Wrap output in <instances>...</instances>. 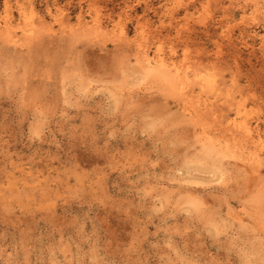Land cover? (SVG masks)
Masks as SVG:
<instances>
[{
  "label": "rangeland",
  "instance_id": "374dc122",
  "mask_svg": "<svg viewBox=\"0 0 264 264\" xmlns=\"http://www.w3.org/2000/svg\"><path fill=\"white\" fill-rule=\"evenodd\" d=\"M0 264H264V0H0Z\"/></svg>",
  "mask_w": 264,
  "mask_h": 264
},
{
  "label": "bare ground",
  "instance_id": "6f19581e",
  "mask_svg": "<svg viewBox=\"0 0 264 264\" xmlns=\"http://www.w3.org/2000/svg\"><path fill=\"white\" fill-rule=\"evenodd\" d=\"M262 3V2H261ZM57 6V5H56ZM258 9V8H257ZM191 11V10H190ZM209 17V16H208ZM200 25V24H199ZM169 26V25H168ZM9 28V27H8ZM6 29V28H5ZM2 30V29H1ZM4 31V30H3ZM9 33H12V32H10L9 31ZM4 34V33H3ZM40 34V33H39ZM34 35V34H33ZM4 37V36H3ZM31 37V36H30ZM9 38V37H8ZM196 38V37H195ZM204 38V37H203ZM212 38V37H211ZM31 40H33V39H31ZM26 42V41H25ZM203 45V44H202ZM201 47V46H200ZM204 47V46H203ZM197 50V49H196ZM188 54V53H187ZM262 54V53H261ZM193 55V54H192ZM186 58V57H185ZM196 58V57H195ZM218 58V57H217ZM214 59V58H213ZM194 62V61H193ZM225 62V61H224ZM201 63H203V62H201ZM217 63V62H216ZM237 63V62H236ZM148 64L150 65V66H152L153 64L150 62V61H148ZM207 64V63H206ZM212 64V63H211ZM219 64V63H218ZM221 64V63H220ZM197 65V64H196ZM205 66V65H204ZM207 66V65H206ZM216 66V65H215ZM218 66V65H217ZM158 67V66H157ZM194 67V66H193ZM199 67V66H198ZM208 67H209V65H208ZM211 67H212V65H211ZM214 67V66H213ZM150 68V67H149ZM152 68V67H151ZM155 67H153V69H154ZM192 68V67H191ZM202 68V67H201ZM204 68V67H203ZM206 68V67H205ZM188 69H189V67H188ZM194 69V68H193ZM157 70V69H156ZM164 70V69H163ZM166 70V69H165ZM164 70V71H165ZM190 70V69H189ZM154 71V70H153ZM160 71V70H159ZM186 71V70H185ZM185 71H183L184 73H185ZM188 71V70H187ZM192 71V70H191ZM194 71V70H193ZM169 72V71H168ZM172 72V71H171ZM179 72V71H178ZM200 72V71H199ZM163 73V72H162ZM177 74H179V73H177ZM188 74V73H187ZM187 74H181L183 77L184 76H188V79H189V75H187ZM211 74H213V73H211ZM164 75H165V73H164ZM191 75V74H190ZM168 76V75H167ZM166 76V77H167ZM217 76V75H216ZM195 77H197L196 75H195ZM207 77V76H206ZM187 78V77H186ZM202 78V77H201ZM210 78V77H209ZM198 79V78H197ZM210 79H212V78H210ZM174 80V79H173ZM216 80V79H215ZM209 81V80H208ZM213 81V80H212ZM212 81H209V83H212ZM215 83V82H214ZM214 83H212V84H214ZM201 85H202V83H200ZM206 84V83H205ZM186 86V85H185ZM187 86H189V85H187ZM203 86H207V85H203ZM209 86V85H208ZM216 86V85H215ZM214 86V87H215ZM218 86V85H217ZM220 86V85H219ZM218 86V87H219ZM225 86V85H224ZM177 87V86H176ZM186 88V87H185ZM188 89H190V88H188ZM187 89V90H188ZM216 89V88H215ZM186 90V91H187ZM225 90V89H224ZM185 92V91H184ZM184 97V96H183ZM218 98V97H217ZM181 99V98H180ZM192 100V99H191ZM186 101V100H185ZM187 104V103H186ZM204 104V103H203ZM206 104H208V103H206ZM216 104V103H215ZM191 106H192V104H191ZM200 106V105H199ZM203 106V105H202ZM203 107H205V106H203ZM213 107V106H212ZM223 107V106H222ZM222 107H221V109H222ZM189 108H193V107H189ZM224 108V107H223ZM194 109H195V107H194ZM209 109V108H208ZM208 109H206V110H208ZM227 109V108H226ZM201 110L202 111H204L202 108H201ZM214 111V110H213ZM225 111V110H224ZM229 111V110H228ZM199 112V111H198ZM206 112V111H205ZM208 112V111H207ZM203 113V112H202ZM214 114V113H213ZM208 115H209V113H208ZM199 117V116H198ZM203 117V116H202ZM203 119V118H202ZM206 120V119H205ZM204 121V120H203ZM213 122H215V121H213ZM220 122V121H219ZM209 124V123H208ZM212 124V123H211ZM245 124H247V123H245ZM249 126V125H248ZM246 130L249 132V134H250V128H248V127H246ZM231 132V131H230ZM244 134V133H243ZM248 134V135H249ZM251 134H252V132H251ZM236 136V135H235ZM251 136V135H250ZM242 138V137H241ZM250 138V137H249ZM252 138V137H251ZM206 139V138H205ZM212 139V138H211ZM251 149V148H250ZM256 152V151H255Z\"/></svg>",
  "mask_w": 264,
  "mask_h": 264
}]
</instances>
